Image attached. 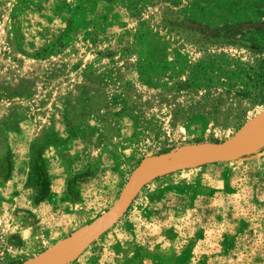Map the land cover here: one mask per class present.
<instances>
[{"label": "rangeland", "instance_id": "374dc122", "mask_svg": "<svg viewBox=\"0 0 264 264\" xmlns=\"http://www.w3.org/2000/svg\"><path fill=\"white\" fill-rule=\"evenodd\" d=\"M261 1L0 0V264H264Z\"/></svg>", "mask_w": 264, "mask_h": 264}, {"label": "trees", "instance_id": "16d2710c", "mask_svg": "<svg viewBox=\"0 0 264 264\" xmlns=\"http://www.w3.org/2000/svg\"><path fill=\"white\" fill-rule=\"evenodd\" d=\"M248 23L253 26L251 33L254 36L247 40L253 46L250 50L253 57L246 70L239 73L243 79L238 94L264 104V0L257 6L254 19ZM236 35L243 36L241 33Z\"/></svg>", "mask_w": 264, "mask_h": 264}]
</instances>
